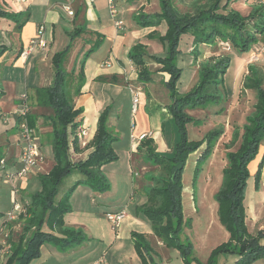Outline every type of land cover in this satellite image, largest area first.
<instances>
[{
	"label": "trees",
	"instance_id": "1",
	"mask_svg": "<svg viewBox=\"0 0 264 264\" xmlns=\"http://www.w3.org/2000/svg\"><path fill=\"white\" fill-rule=\"evenodd\" d=\"M141 1V0H132ZM236 0H211L207 7H198L195 15L181 14L173 7L172 0H159L160 12H139L134 16L140 27L158 26L164 21L167 30L164 35L153 31L150 37L157 38L166 47L165 56L152 55L147 52V46L136 43L129 51V58L137 67V80L147 83L152 79V72L148 62L161 64L159 71L169 75L165 85L169 88L171 104L169 109L181 134L173 156L158 153L151 139L143 140L138 146V153L145 159L153 161L156 174L150 177L152 183L146 191V202L138 207V214L151 225L153 234L164 246L179 249L186 264H191L192 243L182 239L183 223V170L188 155L206 143L201 157H209L222 129L209 131L201 140L190 141L187 136L186 124L198 122L199 119L187 113V109L206 108L218 103L219 96L210 88L220 85L224 74L230 66L231 56L225 52L217 55L216 60H206L200 64V83L187 96H179L177 84L181 77V68L177 64V46L181 36L191 33L195 43L212 44L216 39L226 43L230 49L239 53L252 50L254 44L264 39V0H255L248 15H243L231 5ZM10 16V13L0 15ZM251 25L252 29L247 28ZM86 32V28L79 27L70 32V42L65 49L55 53L53 65L55 68L54 82L49 86L36 87L30 97L32 103L40 107L52 109L50 123L52 131L49 142L52 147L54 164L45 174L39 175L40 188L30 194L31 202L22 216V232L11 243V254L3 264H30L40 256V249L44 244H52L60 252H66L74 246L82 244L86 236L80 229L69 227L65 223V216L72 211L70 196L80 184L89 186L94 192L105 193L111 189V184L104 173V165L118 160L119 156L114 148L116 137L109 131V117L111 105H107L100 113L97 131L90 146L93 150L86 159L75 161L70 153V130L80 125L79 116L83 110L77 108L73 97L80 94L85 82L84 67L86 59L81 60L79 67L80 80L74 85L70 78L75 75L73 69L68 72L65 61L68 58L74 41ZM261 38H259V36ZM102 39L85 54V58L94 52ZM198 53L196 54V56ZM69 75L71 77L69 78ZM244 88L256 91L257 103L255 111L244 126L242 133H235L232 138L240 137L239 148L228 151L227 164L223 168L222 185L216 195L218 202V216L220 222L231 233L232 240L219 247V251L236 253V264H252L264 258V229L252 236L246 224V207L244 206V191L250 178L249 164L259 153L264 141V69L258 64L249 65L248 72L243 79ZM74 88V89H72ZM29 123L35 128V121L29 115ZM71 130V131H72ZM75 151L80 152L78 140L74 139ZM3 158L0 152V161ZM264 154L255 173L256 188H259ZM77 171L81 179L57 199L60 186L65 178ZM134 247L143 264H159L153 256V247L146 234L133 232ZM201 264V263H199Z\"/></svg>",
	"mask_w": 264,
	"mask_h": 264
},
{
	"label": "crops",
	"instance_id": "2",
	"mask_svg": "<svg viewBox=\"0 0 264 264\" xmlns=\"http://www.w3.org/2000/svg\"><path fill=\"white\" fill-rule=\"evenodd\" d=\"M62 1L63 0H0V11L3 13H10V16L0 15V120L3 121L6 126L4 127L0 123V141L12 140L16 142V146L20 149V127L17 118L20 96L27 92L29 97H31L34 88L49 86L54 82L55 68L53 65V56L55 53L67 47L70 42L71 31L79 27H84L86 28V32L82 33L77 39L85 38L86 42L102 39L97 51L103 50L104 56L102 58L96 56L93 58L96 53L95 50V53L92 52L87 58L84 67V85L81 89V93L73 97L76 107L83 110L78 118V120L81 121L79 127L74 131L71 129L72 131L70 130L69 137L71 157L73 160L78 161L86 159L93 150L90 143L97 131L100 113L107 105L112 106V102H115L118 98L120 87L126 83L124 74L126 72L130 73L129 69L133 63L129 58L130 49L136 43L140 42L147 46V52L149 54L165 56V45L157 38L150 37V34L155 31L160 35H164L166 33V28H164V25L163 28H161V25L140 27L134 20V16L139 12L150 14L160 12L159 0H113V5L117 9L116 16H113L111 13L109 0H73L72 9L74 10V14L72 16L68 15L63 10L61 7ZM116 20L124 21V29L119 30L116 27ZM41 26L43 27V36L47 41V47L44 49L37 48L27 58L22 57V51L27 48L30 41L36 37ZM76 42L78 47L80 44L78 41ZM203 53V59L200 58L199 60H206L205 54L208 52L203 51ZM108 60L112 63L110 67L105 65ZM69 62H71L70 59ZM189 63L190 67H193L191 60ZM148 66L152 72L151 81L144 85H141L140 82V84L134 83V85H141L143 89L142 93L144 89L147 88L150 89V92L140 97L141 103H139L135 115L132 114L130 109L128 120L125 119L123 128L125 130L126 126L129 127L128 132L130 136L132 133L135 135L146 133L148 136L145 139H151L156 151L164 154L174 150V143H170L164 134L165 125L174 119L169 109L171 100L168 94L161 91L158 87V83L165 82L169 75L159 71L161 68V64L159 63L150 60ZM69 69L70 67H66L67 71H69ZM75 71L77 72L76 69ZM192 71L193 69L190 68L189 73ZM241 71V68L238 69L239 73H241ZM76 75L75 73L74 76ZM137 76L138 73H132L131 79H136ZM79 80L80 76L78 77V82ZM125 88L128 89L127 87ZM131 103L132 101L130 105ZM149 104L150 110L147 111ZM31 105V117L35 121L34 129L39 139L41 149L44 153V148H49L52 152V147L49 142V134L52 131L49 117L52 114V109L49 107L36 106L32 103V100ZM130 108H132V105ZM111 112L114 113L112 107ZM113 113H111V115ZM111 118H113V116L109 117L108 125L111 123L113 126L118 127V133H120V121H117L115 125V123H112L113 120ZM195 118L199 119V122L204 121L206 123V119L204 118ZM133 122L135 123L134 129L132 128ZM85 127L89 129L88 137L79 138L80 140L77 138V140L80 144L81 141L87 139L89 146H85L84 148L80 145L81 151L76 152L74 137L81 128ZM200 139L201 138L198 140ZM142 141L132 142L130 139L125 142L127 146H116L114 143V148L117 154L118 151H122L126 154L127 158L132 161L135 155L143 158V156L138 153V146ZM217 146H231V141L228 142L227 140L225 141V139L220 140ZM263 154L264 141L259 149L258 155L249 164L251 176L248 179L247 188L250 187V181L255 178V173ZM17 156L18 155L14 156L10 160L3 156V158L7 160V166L10 167L11 170H15L16 167H19ZM110 165L111 163H108L103 167L104 173L111 184V189L99 195V199L102 200L97 199V192H94L89 186L84 184L78 185L70 196L72 211L66 214L65 223L69 227L82 230L86 236L85 241L66 252H60L58 248L52 244H44L40 249V256L33 259L30 264H92L100 258L105 259V264H142V260L134 247L132 233L138 232L146 234L147 237H151V239L155 237L150 223L141 218L137 212L138 207L146 202V191L143 190L144 193H142L140 199L138 198V203H136L138 191L134 186L133 180L131 181L128 175L120 174V171L115 170L114 166L110 168L111 173H109L107 168ZM146 167L147 165H145V168ZM42 169L43 167L40 168L39 166L34 172L38 174ZM152 169L156 170V166H152ZM80 179L81 177L77 179L76 182ZM140 183L143 186L141 189H144L146 184L149 186L152 184L150 181H142ZM252 187L256 190L257 196H255V204H253L254 201H252L250 204L246 205V212L248 213V221L246 220V223L249 231L253 229H264V167L259 188H256L255 183ZM97 208H102L105 214L107 212L126 210V216L122 220L120 227L116 231L114 230V240L103 252L100 251V249L102 247L101 245L104 243L100 245L92 244L91 239L94 238V236L92 235L90 238L85 233V231H91L92 234L93 231L90 227L94 228L96 225L91 223L89 227L83 223L78 216H74L75 213L98 216L100 213L97 212ZM26 210V208H22L18 214L16 213L13 219L7 217L8 212L2 213L0 218V250L4 252V256L0 257V264L5 263L11 254L12 249L9 237L16 239L22 232L23 220L21 217L26 215ZM94 210H96V212H94ZM69 216H71V220H68ZM104 236L105 233L101 238ZM157 244L163 245L159 240ZM6 246L9 250H6ZM161 247H163L165 251L162 250ZM166 249L164 245L159 246V250H157V248L156 250L153 249L154 254L156 252L154 257L155 260L158 256L164 260L166 258V253H168ZM110 251V257H106L104 254Z\"/></svg>",
	"mask_w": 264,
	"mask_h": 264
},
{
	"label": "rangeland",
	"instance_id": "3",
	"mask_svg": "<svg viewBox=\"0 0 264 264\" xmlns=\"http://www.w3.org/2000/svg\"><path fill=\"white\" fill-rule=\"evenodd\" d=\"M210 1L211 0H172V4L174 9L181 14L189 13L191 15H195L198 13V7H207ZM254 3H256L255 0H236L231 6L240 11L243 15H248L252 10ZM160 25L161 28H163L164 25V28L167 30V24L165 21ZM247 28L250 30L252 29L251 25H248ZM258 36L261 38L260 35ZM76 41H78L80 44L78 47ZM194 41V35L191 33H185L181 36L177 46V64L182 71L181 77L177 84L179 96L189 95L200 83V64L204 65L205 61L208 59L211 61L216 60L215 58L217 57V54H221L222 52L230 55L231 61L230 66L224 74L223 81L220 83V85L216 87L214 84V86L210 88L212 93L219 96V98L221 97L220 100H218V103L209 106L208 108H188L186 110L187 113L193 117L195 116L206 119V123L204 121H198L199 124L198 122H189L186 124L187 136L190 141L198 140L199 138L202 139L209 131H214L217 129H222L223 134L217 140L214 150L209 157H201L206 146V143H204L197 150L191 152L186 159L182 178V239L184 242L189 240L192 243V256L190 258L191 264H236V260L238 259V255L236 253H226L219 251V247L223 244L229 243L232 240V237L229 230L219 220V206L216 200V195L222 185L223 168L227 163L225 158L227 156V152L230 150H237L239 148L241 139L239 137L236 141L233 140L234 144L232 143L231 146H217V144L218 141L224 139L228 142L232 141L235 133H242L245 124L248 122V118L251 117L255 111V105L257 103L256 91L252 88H244L243 79L244 75L248 72L249 65L254 66L255 64H258L264 69V39L262 38L259 43L254 44L252 50L243 53H239L234 49H230V47L228 48V45L221 42L219 39H216L214 43L209 45H197ZM94 43V40L86 42L85 38H80L74 41L68 58L65 61V67H70L71 71L73 69L77 70L76 76L72 75L71 77V75H69V78L71 77V85L77 84L80 73V62L83 59H86L87 61V58L91 54H89V56L86 58L85 54L90 50ZM97 49L95 51L96 53L94 52L95 55L93 58H95V56L102 58L104 56V51H97ZM203 51L208 52L205 54L206 60H199L200 58L203 59ZM197 53L198 55L196 56ZM69 59L71 62H69ZM190 60L192 61L193 67H190ZM190 68L193 69L191 73H189ZM240 68L242 70L241 73L238 72V69ZM70 69L68 72H70ZM136 81H138L137 78L131 79L132 85L134 83L140 84L139 81ZM125 84L126 83L120 87L117 100L112 102V110H114V113L111 112L113 114H110L111 117L113 116V118H111L113 120L112 123H115V125L117 121H120L121 123L120 133H118V127L113 126L111 123L109 124V131L116 137V140L114 141L116 146H127L125 142L131 139V136L128 132L129 127L126 126V132L123 128L125 119L128 120V114L132 105V103L130 105V102L132 101L131 87L128 84ZM141 85H144V83H141ZM158 87L162 92L168 94L170 98L169 88L165 85V82H159ZM149 92L150 89H144L143 93L142 91L140 92V97L145 93L149 94ZM147 109V111L150 110V104L148 105ZM0 123L2 126L6 127L3 121L0 120ZM164 134L170 143H174L175 150L177 143L180 141L181 134L174 120L168 122L165 125ZM75 138L77 139L76 136ZM20 142L21 141H19V143ZM0 145H3L0 146L1 154H3V156H5V158L8 160L12 159L16 155L19 156L21 153L22 143H20V149L16 146V142H13L12 140H1ZM88 146L89 144L86 145V147ZM82 147L85 148L83 145ZM174 150L166 152L164 155L173 156ZM44 151L46 153L45 156L47 159L40 165V168L43 167V169L40 170L38 174L32 172L28 176L24 177L14 176L12 179H0V218L2 213H7L14 208L16 199L18 202L24 203L26 209L28 208L26 203L31 202L30 194L35 193L40 187L39 175L45 174L52 168L54 164L53 153L51 152V149L44 148ZM118 154L119 159L117 161L111 162V165L107 168V171L111 173L110 168L114 166L115 170L120 171V174L128 175L131 181L133 180L134 186L138 191V195L136 196V203H138V198L140 199L142 193L150 188V186L146 184L145 188L141 189L143 186L140 182L149 181L150 177L157 173L156 170L152 169V166H154L152 163L153 161L147 160L144 157L141 158L140 156L136 155L131 161L122 151H118ZM145 165H147L146 168ZM80 177V174L77 171H74L71 175L65 178L60 186V192L57 199H60ZM254 183L255 178L250 181V187L247 188L246 186L244 191L245 207L252 201H254L253 204L256 203L255 196H257V193L252 187ZM16 188H18L19 191L15 193ZM100 194L102 193H96L98 196L97 199L100 198ZM94 212H96V210H94ZM97 212L100 214L98 216L94 215L95 217L93 215H80L79 213H75L74 216H78L79 219H81V221L89 227L91 226V223L96 225L94 228L90 227L93 231L92 234L91 231H85V233L90 238L92 235L94 236V238L91 239L92 244L100 245L104 243L101 245L102 247L100 249V251L103 252L114 240L116 230L114 231L112 228L110 221L107 219L102 208H97ZM247 215L248 213L246 212V220ZM68 220H71V216L68 217ZM259 231L260 230L253 229L252 231H249V233L254 236ZM104 233L105 236L101 238ZM148 239L152 243V247L155 250L156 248L159 250V246H163L157 244L158 238L156 239L154 237V239H151L150 237ZM161 248L165 251L163 247ZM165 248L168 250V253H166V258L163 260V258L161 259L160 256L156 257L157 263L186 264L179 249L173 247L170 248L168 246H165ZM104 255H106V257H110L111 251ZM155 255L156 252L154 254L153 251V256L155 257ZM252 264H264V258L259 259Z\"/></svg>",
	"mask_w": 264,
	"mask_h": 264
},
{
	"label": "built area",
	"instance_id": "4",
	"mask_svg": "<svg viewBox=\"0 0 264 264\" xmlns=\"http://www.w3.org/2000/svg\"><path fill=\"white\" fill-rule=\"evenodd\" d=\"M72 1L73 0H63L61 7L63 10L70 16L74 14V10L72 9ZM110 2V10L113 16L117 15V10L113 5V0H109ZM116 27L119 30L124 29V21L123 20H116ZM47 41L43 36V27L41 26L38 30V33L35 38H33L28 47L25 48L21 56L27 58L29 55L32 54L34 50L37 48H46ZM229 48V47H228ZM105 65L112 66V63L108 60L106 61ZM130 73H137V67L132 63L131 68L129 69ZM130 73L124 74L125 82L131 87L132 91V114L135 115L140 103V92L142 91L141 85H132L130 79ZM32 111L31 100L27 92L23 93L20 96V104L17 111V118L19 121L20 127V141L22 143L21 146V153L17 157V163L19 167L15 168V170H11L10 167L7 166V160L2 158L0 161V177L6 179H12L14 176H28L32 172H34L42 163L46 161L45 153L42 151L39 139L37 138L36 131L33 127H31L29 123V115ZM132 128H135V123H132ZM88 128H81L77 133L76 137L84 138L88 137ZM148 135L146 133L135 135L134 133L131 134V141L132 142H140L145 139ZM75 139V137H74ZM80 140V139H79ZM83 146L88 144L87 139H84L80 142ZM81 145V146H82ZM19 191L16 188L15 193ZM27 205V203H26ZM25 208L24 204L15 200L14 208L7 213V217L13 219L18 212ZM126 216V210H120L116 212H107L106 217L110 221V224L114 230H117L124 217ZM7 245V244H6ZM6 250H9L6 246ZM4 256V252L0 250V257ZM92 264H105V259L100 258L93 262Z\"/></svg>",
	"mask_w": 264,
	"mask_h": 264
}]
</instances>
